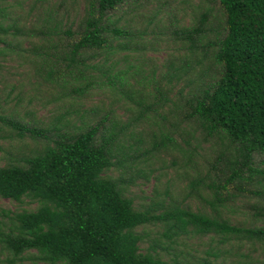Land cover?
Here are the masks:
<instances>
[{
	"label": "trees",
	"instance_id": "obj_1",
	"mask_svg": "<svg viewBox=\"0 0 264 264\" xmlns=\"http://www.w3.org/2000/svg\"><path fill=\"white\" fill-rule=\"evenodd\" d=\"M138 1L83 0V11L66 23L45 18L37 67L63 99L47 124L0 117L10 128L4 139L27 147L0 166V198L36 205L0 208L6 254L0 264H212L191 260L175 246L187 235L210 237L218 246L264 244V0H218L215 26L207 8L193 26L173 29L185 53L178 60L172 57L163 69L134 66L130 75V66L108 75L116 56L146 48L147 30L118 16ZM156 28L155 37L166 34L165 26ZM95 86L130 100V121L122 124L109 109L93 110L98 120L78 124L75 106ZM197 133L214 144L202 167L184 138ZM163 154L189 169L187 186L177 196L167 188L166 202L159 192L150 203L136 204L131 187L149 179L153 160L165 161ZM197 198L212 211L186 205ZM238 201L263 224H232L224 209ZM158 225L165 227L164 240L143 248L146 228Z\"/></svg>",
	"mask_w": 264,
	"mask_h": 264
},
{
	"label": "rangeland",
	"instance_id": "obj_2",
	"mask_svg": "<svg viewBox=\"0 0 264 264\" xmlns=\"http://www.w3.org/2000/svg\"><path fill=\"white\" fill-rule=\"evenodd\" d=\"M139 2L141 5L138 7ZM64 3L66 5L62 6ZM133 6L132 3L125 6L118 16H123V24H131L134 28L147 30L146 48L141 52H124L116 56L112 62L115 66L108 75L113 76L117 71L125 70L130 66H133L130 69V75L135 74L137 70L134 66L147 70L155 67L163 69L165 62L167 66L172 57L177 59L185 54L181 49L183 42L172 33L173 29L193 26L207 8L210 9L209 21L214 26L220 16L218 0H139ZM83 8V0H0V117L13 116L24 119L25 122L33 119L42 121L44 124L55 117L59 110L58 101L63 99L62 93L46 81L43 71L37 67L38 53L42 52L43 47L46 46L45 38L41 35L42 31H48L44 27V20L56 17L63 19L66 23L68 19H73L76 11L81 13ZM159 8L162 11V17L165 18L163 24L158 23L161 16L158 15ZM158 25L166 27V34L155 37L153 31L158 32L156 28ZM96 76L100 77L101 74L96 73ZM134 107L130 100L118 101L116 96L107 89L102 90L95 86L89 96L76 104L74 110L78 113H74L76 115L74 116L78 124L89 120L93 123L98 120L94 111L110 109L114 117L120 119L122 124H126L130 121L128 110ZM184 127L186 128L185 125ZM131 131L129 129L126 132L127 135ZM7 135H10V128L0 121V148H2L0 166L6 164L11 153H17L20 148L27 149L19 140L4 139ZM184 138L190 141V147L196 148V160L199 161L200 167L204 166L201 157H213L214 144L204 141L200 133H197L195 137L184 136ZM181 139L178 140L182 143ZM25 143L33 147L31 139H25ZM182 146L188 147L184 142ZM175 154L178 157V152ZM162 158L165 161L153 160V174L148 180L146 177L139 178L137 184L131 187V195L136 204L150 203L157 198L159 192L166 202L167 188L173 196H177L178 193L181 194L178 191L187 186L186 173L189 169L184 166V163L180 161L177 166H174L173 157L169 154H163ZM147 173L149 174L148 170ZM181 199H184V195ZM250 201L255 202L257 198H252ZM186 205H190L193 211H212L206 202L198 198L187 200ZM244 205L245 203L241 201L231 202L224 209V216L234 225L261 226L263 223L253 220ZM35 207V204L20 205L0 198L1 209L14 211ZM164 228V225L147 227L146 232L149 233V238L142 247L147 248L157 239L164 240L162 237ZM175 249L179 251L177 253L182 251L191 260L206 259L212 264H264V244L258 242H233L218 246L217 241L212 243L210 237L187 235L180 240V246H175ZM216 252L217 255H214ZM172 253L167 257H173ZM162 254L166 258V251ZM5 256L6 254L0 248V260L5 259Z\"/></svg>",
	"mask_w": 264,
	"mask_h": 264
}]
</instances>
